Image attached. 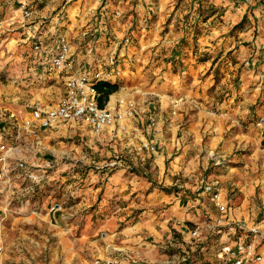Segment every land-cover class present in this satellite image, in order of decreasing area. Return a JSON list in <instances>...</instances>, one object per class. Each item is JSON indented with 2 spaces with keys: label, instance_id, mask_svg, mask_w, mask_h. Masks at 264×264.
I'll return each instance as SVG.
<instances>
[{
  "label": "crops",
  "instance_id": "obj_1",
  "mask_svg": "<svg viewBox=\"0 0 264 264\" xmlns=\"http://www.w3.org/2000/svg\"><path fill=\"white\" fill-rule=\"evenodd\" d=\"M59 1L28 0L25 20L20 0H0V33L12 27L13 51L0 54L10 61L2 138L16 159L50 168L36 193L15 183L0 194V264H179L194 230L216 249L218 219L225 230L240 225L236 238L264 255V0H203L200 10L199 0H66L48 18ZM118 10L132 21L116 24ZM57 35L72 51L61 76L32 51L37 39L55 51ZM108 57L121 70L109 100L132 111L124 130H28L33 110L63 98L67 75L101 69Z\"/></svg>",
  "mask_w": 264,
  "mask_h": 264
},
{
  "label": "built area",
  "instance_id": "obj_2",
  "mask_svg": "<svg viewBox=\"0 0 264 264\" xmlns=\"http://www.w3.org/2000/svg\"><path fill=\"white\" fill-rule=\"evenodd\" d=\"M27 1L20 0V10L25 20L31 18ZM129 43L130 39L125 38L123 45L127 46ZM32 51L34 54L48 57L49 61L46 67L48 74L61 76L70 68L72 51L69 41L63 35H57V49L55 51L48 50L43 42L38 39L33 43ZM120 75L121 70L118 68L114 57L106 58L101 69L70 73L65 79V93L58 105L47 110L39 108L33 110L31 120L26 123L28 130L30 132L57 130L72 123L87 125L96 136L101 135L106 128L116 127L124 130L125 126L121 124L127 116L132 114L131 109H122L121 103L110 100L104 107H99V94L96 90L98 83L116 84V79ZM261 81L264 83V76L261 77ZM0 111L5 112V110ZM2 115L6 116L8 120H15V115L12 113ZM149 122L151 128L155 130L156 119L151 117ZM2 133L0 129V194H4L5 188H12L15 183L24 186L23 193L26 196L36 193L37 189L40 190L43 184L48 182L50 168L48 166L37 167L27 160L16 159L17 146L4 141ZM217 199L218 194H213L211 200L217 202ZM28 202V200L25 201V203ZM4 203L6 210L10 211L13 207V200L9 198ZM16 212L19 213L20 209L17 208ZM5 219V217L0 219V252L2 251L1 235ZM240 230V225L229 226L225 230L222 219H218L213 224L211 235L217 245L214 250L216 260L220 264H264V255L257 252V246L253 241L242 236L236 238ZM225 234L231 236L232 241L221 243ZM190 237L192 244L188 248L189 251L180 255L179 264L189 260L190 252L194 248H198L199 251L205 250L204 242L201 240L198 230L192 231ZM103 264H118V261L112 259L104 261Z\"/></svg>",
  "mask_w": 264,
  "mask_h": 264
},
{
  "label": "rangeland",
  "instance_id": "obj_3",
  "mask_svg": "<svg viewBox=\"0 0 264 264\" xmlns=\"http://www.w3.org/2000/svg\"><path fill=\"white\" fill-rule=\"evenodd\" d=\"M65 1L66 0H61L58 2L57 6H56V10L55 11H52L48 14V18H51L54 16L55 12L57 11L58 8H60L61 6H64L65 4ZM181 1H184V0H181ZM203 0H200V2H196V4H198L199 7H197L196 9L200 10V7L202 6ZM205 1V0H204ZM37 9L36 10H40L41 9V6H37L36 7ZM62 8V7H61ZM117 10V9H116ZM5 14V11H3L2 13V16ZM130 14V11H125L123 10V12H121L120 10H118V13L114 14L115 15V23L116 24H122L124 23L125 21H127L128 19L130 21H132V19H130L128 16ZM112 20V19H111ZM119 22V23H118ZM245 23V22H244ZM244 25V24H243ZM242 26H239L237 27L238 28H242ZM12 27H10L9 30H5V28H1V31H2V34L0 33V54H6V52H8L10 54V52L12 53L13 51L11 49H8L10 47V39L12 36L11 33H12ZM236 29H233L232 32H235ZM94 31V30H92ZM91 31H88L87 32V36H85V38L91 36ZM112 37V36H111ZM126 38V37H125ZM127 38H129L127 36ZM130 39V38H129ZM131 41V40H130ZM124 42V40L122 41ZM10 64V61L4 57H0V65L2 66V68H0V81L2 84H6V80L7 79V66ZM128 64L131 66L133 64V61L132 60H128ZM118 65V64H117ZM120 78V77H119ZM119 78L116 79V83H118L119 81ZM217 84V82L215 83ZM204 247H205V250L204 251H199L198 248H194L192 252H190V256L191 258L189 260L195 262L194 264H220L215 256H214V250H213V247H211L212 243L211 242H205L203 243ZM186 251H189V249H187ZM185 251V252H186ZM194 255V256H193ZM185 262H182L180 264H183Z\"/></svg>",
  "mask_w": 264,
  "mask_h": 264
},
{
  "label": "trees",
  "instance_id": "obj_4",
  "mask_svg": "<svg viewBox=\"0 0 264 264\" xmlns=\"http://www.w3.org/2000/svg\"><path fill=\"white\" fill-rule=\"evenodd\" d=\"M200 2V0H199ZM244 21V20H243ZM241 22L239 24V26H242L244 24V22ZM237 25V27H239ZM119 89V85L118 84H110V83H98L96 85V90L99 94V98H98V104L99 107H104V105L107 103V101L109 100V97L114 94L115 92H117ZM205 243V242H204ZM194 256V255H193ZM191 258V256H190ZM189 258V259H190ZM195 262L188 260L187 262L183 263V264H194Z\"/></svg>",
  "mask_w": 264,
  "mask_h": 264
}]
</instances>
